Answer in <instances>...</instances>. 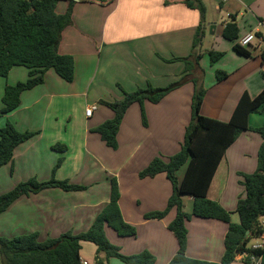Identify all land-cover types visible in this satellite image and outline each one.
Returning a JSON list of instances; mask_svg holds the SVG:
<instances>
[{
	"label": "crops",
	"instance_id": "crops-1",
	"mask_svg": "<svg viewBox=\"0 0 264 264\" xmlns=\"http://www.w3.org/2000/svg\"><path fill=\"white\" fill-rule=\"evenodd\" d=\"M203 1L207 7L206 19L209 7H214L226 19L220 29L218 23L207 19L208 30L210 25H215L209 52H223L224 56L214 64L207 63L210 81L201 114L228 122L244 92L255 98L264 90V67L260 58L264 39L253 41L248 48L253 54L251 58L234 50L235 43L250 33H260L264 38V0ZM184 2L81 0L75 3L72 24L64 30L58 49L61 55L74 58L73 82L65 81L50 69L43 84L21 95L16 111L0 115V128L10 121L20 132L36 133L19 145L13 161L0 169V188L4 189L0 195L32 178L47 182L54 177L84 186L86 190L69 192L49 188L20 197L0 214V237L11 239L37 233L44 242L67 233L87 232L110 202L111 179L116 178L123 219L136 227L137 235L120 237L107 227L110 242L124 256L149 251L156 257L155 264H169L177 255L178 240L168 228L177 210L172 208L164 219L145 218L148 213L167 208L172 185L165 173L154 178H141L140 173L154 158L168 159L180 151L182 145L175 146L173 141L175 136L179 139L182 128L186 132L192 120L193 80L200 76L203 86L206 84V73L201 66L194 77L187 75L185 62L172 61L190 56L201 22L200 12ZM69 5L68 0L59 2L56 12L66 13ZM232 17L240 30L236 42L223 37L224 25ZM210 36L213 37L211 33ZM217 71L226 72L227 79L219 81ZM28 72L24 67H15L8 77H0V110L5 88L25 82ZM186 75L184 84L160 103L146 102V125L139 104L128 109L118 132V149L108 147L96 132L99 126L114 118V111L102 102L121 101L124 91L134 92L149 83L164 88ZM92 106L96 109L87 116L86 110ZM249 124L262 126L264 110L251 114ZM57 144L66 146L67 150L63 153L53 150ZM261 144L258 133L243 132L227 150L212 180L208 198L232 213L234 223L240 221L236 213L238 201L246 196L244 175L257 170ZM60 158L63 162L54 172ZM184 175L182 170L178 179L182 181ZM187 199L193 203L191 196ZM186 227V256L220 263L225 253L228 224L192 217ZM88 243L93 244H81V261L125 264L117 258L108 259L104 252H98L96 245L91 247ZM233 264L246 263L237 259ZM252 264H264V255Z\"/></svg>",
	"mask_w": 264,
	"mask_h": 264
},
{
	"label": "trees",
	"instance_id": "trees-1",
	"mask_svg": "<svg viewBox=\"0 0 264 264\" xmlns=\"http://www.w3.org/2000/svg\"><path fill=\"white\" fill-rule=\"evenodd\" d=\"M66 0H0V77H8L15 67L28 69V79L5 88L2 98L3 108L0 115H9L20 107L21 95L44 83L45 74L53 69L62 79L73 82L75 74L74 58L61 55L59 45L64 30L72 24V14L77 0H68L70 5L64 14H58L56 7ZM189 8L200 12L201 22L198 27L192 53L183 59L187 75L195 77L200 69L199 47L205 37L207 7L203 0H185ZM223 37L231 42L240 38V30L235 17L226 22ZM260 41L263 36L256 34ZM251 46V45H250ZM248 47L235 43L234 50L251 58ZM211 62L216 63L224 56L223 52L210 51ZM264 67V51L260 55ZM187 75L180 81L164 88L148 84L134 92L124 91V98L115 103L102 102L114 111V118L106 121L96 129L102 140L110 148L117 149V136L128 109L134 105L141 106L144 125L147 124L145 104L160 103L172 91L181 87ZM228 74L217 71L219 81L226 80ZM200 76L193 80L195 92L192 99V120L186 128L184 142L180 151L165 161L158 156L141 173V178H154L165 173L172 185L173 193L164 211L148 213L145 218L164 219L168 212L175 208L177 214L169 225L176 236L179 251L169 264H233L243 253L247 256L242 261L252 264V258L264 255V249H253V244L264 234V124L252 127L249 116L264 110V90L255 98L244 92L228 122H222L201 114L206 96V89L200 82ZM245 131L258 133L262 144L258 154V167L252 174L244 175L243 185L246 196L238 201L236 213L239 223L232 222V213L226 211L219 203L208 198L212 180L227 150ZM36 135L34 132L18 131L12 122L0 128V169L11 163L16 148ZM53 150L65 152L66 146L57 144ZM63 162L60 158L57 167ZM187 164L183 180L177 178V172ZM60 188L64 191H83L86 187L71 184L69 181H58L54 177L47 182L36 178L19 183L13 190L0 195V214L5 212L20 197L37 194L45 189ZM182 196L193 198L191 214L183 212ZM120 187L116 178L111 179V199L97 216L91 228L78 235L67 233L57 239L41 242L37 233L15 238L0 237V255L2 264H81L82 242L96 245L98 252H104L108 259L117 258L125 264H155L156 257L149 251L124 256L120 249L113 245L106 235V228L113 229L120 237H135V226L124 221L120 206ZM192 217L222 221L229 226L225 240V253L220 263L193 259L186 256L188 244L187 220Z\"/></svg>",
	"mask_w": 264,
	"mask_h": 264
},
{
	"label": "rangeland",
	"instance_id": "rangeland-1",
	"mask_svg": "<svg viewBox=\"0 0 264 264\" xmlns=\"http://www.w3.org/2000/svg\"><path fill=\"white\" fill-rule=\"evenodd\" d=\"M209 7V6H208ZM207 19L213 21V22H216L218 23V26H219V29L221 28L222 24H223V21L226 19L225 15H220V13L218 14V12L214 9V7H209V10H208V16H207ZM206 19V21H207ZM230 21L229 19L227 20V22ZM205 37L202 41V44L200 45L199 47V51L200 54H202V58L205 57V60L202 61V59H200L199 63H200V66H201V69L202 71H204L206 73V84L204 86V88L206 89V86H208V82L210 81V77H209V65L211 63V60H210V57H209V50L211 49V41L215 38L213 35V37L210 36V29L208 30L207 27H206V30H205ZM220 32V31H219ZM257 42V40L255 41V43ZM176 62V61H174ZM177 62H184V61H180V60H177ZM209 63V65L207 64ZM186 64V63H185ZM216 77H217V73H216ZM203 79V78H202ZM202 79L200 78V82H202ZM205 81V80H204ZM194 84V83H193ZM184 94H187V93H184ZM143 121V120H142ZM182 122H183V119H182ZM144 124V123H143ZM190 123H188V126H189ZM185 126L184 124H181V127ZM187 126V127H188ZM177 129V127H176ZM184 137H185V128H182L181 131H180V137L179 139H177V136H175V139L173 142H175V146H177L178 144L179 145H182L183 142H184ZM171 140V138H169ZM182 143V144H181ZM119 147V146H118ZM117 147V149H118ZM180 148V147H179ZM113 149V148H112ZM173 156V155H172ZM161 157V156H160ZM122 158H124V155L122 156ZM165 161H167L168 159L167 158H164L162 157ZM125 162L123 161L122 164H124ZM186 169H187V164L183 167H181V169L177 172V178H178V174L184 170V174L186 172ZM179 180V179H178ZM180 181V180H179ZM181 182V181H180ZM4 189L0 188V192H2ZM181 201H182V204H183V212L187 213V214H191L192 213V210H193V203L190 202L188 199H187V196H182L181 197ZM91 247H95V245L93 244H89ZM1 257V256H0Z\"/></svg>",
	"mask_w": 264,
	"mask_h": 264
},
{
	"label": "built area",
	"instance_id": "built-area-1",
	"mask_svg": "<svg viewBox=\"0 0 264 264\" xmlns=\"http://www.w3.org/2000/svg\"><path fill=\"white\" fill-rule=\"evenodd\" d=\"M255 40H261V39H258V38L256 37L255 34L250 33V34L246 35L245 37L241 38V39L239 40L238 43H239V45H241L242 47H248V46H250V45L253 43V41H255ZM95 109H96V106L89 107V108L86 110V115H87V116H91L92 113H93V111H94ZM252 247H253V249H264V234L258 239V241H256V242L253 244ZM246 256H247V254H246V253H243V254L239 255V256L237 257V259L242 260L243 257H246ZM252 260L255 261V260H257V259L253 257ZM81 264H88V262H86V261H81Z\"/></svg>",
	"mask_w": 264,
	"mask_h": 264
},
{
	"label": "water",
	"instance_id": "water-1",
	"mask_svg": "<svg viewBox=\"0 0 264 264\" xmlns=\"http://www.w3.org/2000/svg\"><path fill=\"white\" fill-rule=\"evenodd\" d=\"M77 1H81V0H77ZM214 30H215V25H210V31H211V34L214 35Z\"/></svg>",
	"mask_w": 264,
	"mask_h": 264
}]
</instances>
